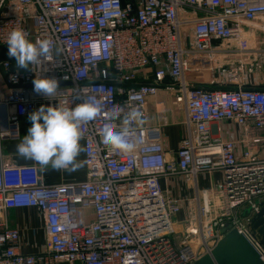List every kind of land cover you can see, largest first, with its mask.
I'll use <instances>...</instances> for the list:
<instances>
[{"label":"built area","instance_id":"obj_1","mask_svg":"<svg viewBox=\"0 0 264 264\" xmlns=\"http://www.w3.org/2000/svg\"><path fill=\"white\" fill-rule=\"evenodd\" d=\"M15 29L33 42L49 40L51 55L17 68L6 43ZM230 42L259 65L264 0H0V264H194L225 229L254 243L264 263L249 226L264 207V149H253L249 137L264 128V88L204 86L217 72L234 79L232 71L216 72V43ZM39 76L58 80L52 99L33 90ZM163 92L175 93L172 105L185 112L174 159L159 127L148 124ZM84 93L103 107L81 125L86 180L47 185L39 164L4 162L2 143L19 136L22 118L41 105L72 108ZM117 108L120 119L136 108L145 121L137 129L143 143L131 153L102 143L106 113ZM227 124L242 128V138L221 137ZM215 171L221 183L200 190L198 176ZM177 175L195 196L176 198L163 187ZM23 207L43 212L45 254L19 250L6 212Z\"/></svg>","mask_w":264,"mask_h":264},{"label":"crops","instance_id":"obj_2","mask_svg":"<svg viewBox=\"0 0 264 264\" xmlns=\"http://www.w3.org/2000/svg\"><path fill=\"white\" fill-rule=\"evenodd\" d=\"M219 45V46H218ZM216 72L221 69L232 71L234 79H230L227 75L217 76L213 84L207 85V88H232V87H260L264 88V55L259 65H255L251 60L244 59L243 56L235 54L232 50L234 43L218 44ZM256 57L253 58L255 60ZM252 60V61H253ZM251 68V69H250ZM150 116L148 124L158 126L161 133V141L171 156L176 158V152L180 145L181 139L185 134V112L182 108L172 105V98L165 93H161L158 97L153 98L150 104ZM31 122L28 117H24L19 121V136L16 138H5L2 143L3 160L8 164H37L35 161L25 159L18 155L17 145L22 141L23 136L27 134ZM221 137L227 140H239L242 138L243 129L234 125L227 124L223 126ZM249 137L252 141L253 149H264V128L251 130ZM80 144L84 149V142L81 139ZM83 166L76 171L55 170L49 165L47 168H41L42 180L47 185L61 183L67 180L84 181L87 179V167L85 164V150L77 157ZM177 179H169L163 182L164 188L171 187V191L176 196L193 197L197 194L194 185L186 186L178 185ZM181 181V180H180ZM222 177L212 174H201L197 178V185L200 190L215 188L221 183ZM167 182V183H166ZM176 183V185H174ZM179 186V187H178ZM176 187V190H175ZM179 189H178V188ZM178 189V190H177ZM7 224L19 233V250L24 254H45L47 250V226L43 212L37 207L11 208L6 212ZM179 219H184V215H180ZM69 264L67 262H57L55 264Z\"/></svg>","mask_w":264,"mask_h":264},{"label":"clouds","instance_id":"obj_3","mask_svg":"<svg viewBox=\"0 0 264 264\" xmlns=\"http://www.w3.org/2000/svg\"><path fill=\"white\" fill-rule=\"evenodd\" d=\"M8 56L15 59L19 69L29 70L42 59L51 55V42L47 39L33 42L23 29L13 30L6 41ZM65 79H67L65 77ZM34 91L52 99L58 92L56 78L37 77L33 80ZM74 107L41 105L28 116L31 126L17 145L19 156L35 161L41 168L49 165L55 170L76 171L83 166L77 157L84 151L80 141L83 137L81 125L94 121L103 111L102 103L95 95L82 94ZM117 108L106 113L100 136L102 143L114 153H131L143 137L137 129L144 124L142 113L130 109L123 118ZM120 120L119 125L115 121Z\"/></svg>","mask_w":264,"mask_h":264},{"label":"water","instance_id":"obj_4","mask_svg":"<svg viewBox=\"0 0 264 264\" xmlns=\"http://www.w3.org/2000/svg\"><path fill=\"white\" fill-rule=\"evenodd\" d=\"M255 241L264 247V207L249 223ZM211 254L194 264H264L261 254L247 237L232 229L226 232Z\"/></svg>","mask_w":264,"mask_h":264},{"label":"rangeland","instance_id":"obj_5","mask_svg":"<svg viewBox=\"0 0 264 264\" xmlns=\"http://www.w3.org/2000/svg\"><path fill=\"white\" fill-rule=\"evenodd\" d=\"M259 60H261V58L259 59ZM163 93H165L166 95H169L171 98H172V100H173V98H174V96H175V93H166V92H163ZM180 108H182V107H180ZM214 175H219L220 177H222V173L220 172V171H215L214 172ZM174 180L175 179H177L178 181H177V184L178 185H180V184H182V185H186V186H189L188 185V183H187V181L185 180V177L184 176H182V175H177V176H175L174 178H173ZM172 179V180H173ZM181 180V181H180ZM174 185H176V183H174ZM179 187V186H178ZM177 187V188H178ZM169 190V193H170V195H172V196H175L176 198H182V196H176V195H174V192H172L171 190V187L169 186V188H168ZM179 189V188H178ZM177 189V190H178ZM175 190H176V187H175ZM182 215H184V212L183 213H181ZM180 217V215L178 216V218ZM59 264V263H58Z\"/></svg>","mask_w":264,"mask_h":264}]
</instances>
